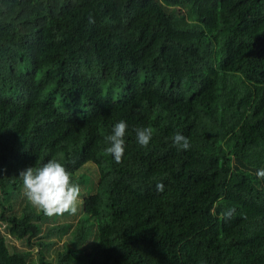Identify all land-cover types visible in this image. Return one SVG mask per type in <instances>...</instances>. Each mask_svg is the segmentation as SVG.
<instances>
[{
  "label": "trees",
  "instance_id": "trees-1",
  "mask_svg": "<svg viewBox=\"0 0 264 264\" xmlns=\"http://www.w3.org/2000/svg\"><path fill=\"white\" fill-rule=\"evenodd\" d=\"M49 159L80 186L74 215L22 194ZM258 169L264 0H0V264H264Z\"/></svg>",
  "mask_w": 264,
  "mask_h": 264
},
{
  "label": "clouds",
  "instance_id": "clouds-1",
  "mask_svg": "<svg viewBox=\"0 0 264 264\" xmlns=\"http://www.w3.org/2000/svg\"><path fill=\"white\" fill-rule=\"evenodd\" d=\"M89 23H94L89 19ZM128 124L124 120L116 122L109 134L104 137L106 153L116 163L121 162L126 147V131ZM135 140L141 147H147L152 138L153 130L150 127H137L134 129ZM172 143L179 151H187L191 144L188 137L177 133L172 138ZM257 176L264 179V169L257 170ZM22 194L27 202L41 211L45 216L76 214L77 201L80 198V186L73 182L66 166L56 159H49L39 166H31L21 171ZM157 191L164 190L163 183L156 184ZM235 212L234 208L228 209L225 219L230 218Z\"/></svg>",
  "mask_w": 264,
  "mask_h": 264
},
{
  "label": "rangeland",
  "instance_id": "rangeland-1",
  "mask_svg": "<svg viewBox=\"0 0 264 264\" xmlns=\"http://www.w3.org/2000/svg\"><path fill=\"white\" fill-rule=\"evenodd\" d=\"M94 170V168L91 169L90 173H92ZM82 171H84L85 173H87V169H83ZM19 201V200H18ZM74 220V219H72ZM11 241L15 244V245H19V243L16 241V240H13L11 239ZM60 244V242H56V244H54L52 247H49V248H46L44 249V254L45 256L49 257V258H52L53 257V253H54V247L58 246ZM32 257L34 258L35 260V264H38L37 261H36V250H33L32 251Z\"/></svg>",
  "mask_w": 264,
  "mask_h": 264
}]
</instances>
